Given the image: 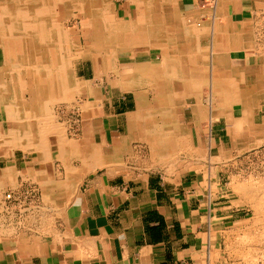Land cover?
<instances>
[{
	"label": "crops",
	"instance_id": "obj_1",
	"mask_svg": "<svg viewBox=\"0 0 264 264\" xmlns=\"http://www.w3.org/2000/svg\"><path fill=\"white\" fill-rule=\"evenodd\" d=\"M139 1L111 0L103 58L82 59L91 73L80 77L82 96L101 98L71 140L82 141L87 161L41 162L0 145V176L7 177L0 186V215H7L0 264L226 263L219 234L239 215L225 188L227 156L240 157L264 136L257 114L264 106V0H191L185 8L151 1L147 12ZM94 30L86 31L88 47ZM116 34L125 40L120 46ZM45 41L22 64L6 62L0 46V135L10 128L4 97L21 98L8 93L17 87L11 71L62 63L63 44ZM34 85L28 78L21 84L28 91ZM243 118L231 130L233 119Z\"/></svg>",
	"mask_w": 264,
	"mask_h": 264
},
{
	"label": "bare ground",
	"instance_id": "obj_2",
	"mask_svg": "<svg viewBox=\"0 0 264 264\" xmlns=\"http://www.w3.org/2000/svg\"><path fill=\"white\" fill-rule=\"evenodd\" d=\"M151 1H153L154 3L159 2V1H160V3L165 2V0H140L139 2L141 3V9L145 10L146 12L149 11L150 8L147 6V4H151L150 3ZM170 2H171V0H170ZM176 2H177V5L181 4L182 7L185 8V7L189 6L191 0H176ZM213 2H214V0H213ZM57 3H61L64 7V10H65V13H64L65 17H61L60 21H63L64 18H67L69 11L73 10V11H76L77 14H79L80 18H77V20L79 19V23H81V26L85 29V31L88 30L89 26L90 27L94 26V29H95L94 34H91V36H90V43L91 44L89 47L86 45V50H85L86 54L89 53V54L93 55L95 53L96 56H98V55L100 56V53L104 52L106 49L105 48L106 42H105V29H104V27H105L106 21L109 20L113 14L111 0H0V46L3 47V50L6 53V56H7L6 62H15L17 64H22V61H24V58L26 59V57H27L26 52L27 53H28V51H34L35 52L36 48H37V51L39 54L42 44H45V42H46L45 39L50 40V38L52 39L54 37H57L58 42L60 44H63L62 63L59 65L57 70H52V69L43 70V68H41V67L38 68V66L37 67L34 66V68L31 71H19V72H28L30 75V78H31V83H34L35 85L30 87V89L28 91L30 93V101L29 102L22 103L23 101L21 99L16 98L12 95L9 97H7V96L4 97V111H5L4 114H6V118L11 125L7 131H5L2 135H0V143H2L3 141L4 142H10V143L14 144L16 147H21L23 149H26V151L28 150L29 152L35 150L36 152L39 153V157H40L41 162L42 161L45 162L51 158L52 159L53 158L54 159H60L63 162H66L68 159H71L72 157H75L76 159H79L81 161L86 162L87 160H85L84 152H82L83 145L80 144L79 142L77 143V145L75 144V147H73L72 144L69 145V143L67 142V140L65 138L64 128L62 127L63 125L55 122V120L51 116V111H50L51 109L49 107V105L52 103L53 104L55 102H64L65 103V102L72 100L73 96L75 94L81 95L84 93V92L81 93V91H83V87H79V85H77L79 83H77V81L73 77V74L71 73V69L69 67L70 59L72 57L79 56V54H77V48H76L77 42H76L75 33H74V31H72L70 33V30H65L61 27L60 24L55 23V21L59 20L55 14V5ZM207 6H209V5H207ZM210 11H211V9H210ZM61 15H63V14H61ZM144 17H145V15H144ZM93 22H95V23H93ZM171 28L172 27H170V29ZM172 29H174V27ZM155 30H156V28H155ZM183 30H185L184 27H183ZM187 31H188V28H187ZM79 32H81V31H79ZM82 33H84V32H82ZM116 37H117V39H116L117 45L120 46L121 43H123L125 40L122 41L119 34H116ZM201 38H203V37H201ZM179 40H182V39H179ZM187 41H188V39H187ZM170 42H172V41H170ZM203 46H205V45H203ZM174 49H176V48H174ZM130 50H131V48H130ZM128 57H130V55ZM248 65H250V64H248ZM16 67H18V65ZM208 69H209V67H208ZM235 72H236V70H235ZM10 74L13 75L12 76L13 83L15 84V79L18 77V75H17L18 71H11ZM123 74L124 75L122 77H124V78L128 79V77H130V74H127V73H123ZM165 74H166V72H165ZM156 76H157V74H156ZM164 78H166V77H164ZM164 78H162V79H164ZM168 78H169V75H168ZM102 79H103V77H102ZM127 79H125V80H127ZM220 79H222V78H220ZM122 80H124V79L122 78ZM180 82H181V80H180ZM187 83H189V81ZM6 84H8V83H6ZM163 84H164V82H163ZM165 84H166V82H165ZM167 88H165V89H167ZM15 89H16L15 86L10 87V89H8L9 90L8 93L14 92V94H16L17 91ZM208 89H210V88H208ZM1 90H3V89H0V91ZM257 90H258V88H257ZM257 93H259V92H257ZM263 97H264V95H263ZM205 99H207V98H205ZM89 101L85 102V105L82 104L83 109L86 110L87 108H93V107L96 108L97 107V105H98L97 102H95V101L89 102ZM204 102H206V101H204ZM199 105L202 106V104H199ZM66 106H69V105H66ZM208 108H209V106H208ZM210 109H211V107H210ZM216 109H217V107H216ZM144 110H146V109H144ZM199 110L201 111V109H199ZM153 113L155 114L156 112H153ZM140 115H141V112H140ZM198 116H199V113H198ZM141 118H142V116H141ZM3 119H5V118H3ZM76 121H79V120L77 119ZM233 121H234V119H233ZM233 121L231 124V127H232L231 130H238L239 127H241L242 125L245 124L244 122L246 120L243 118L240 120L235 119V121L234 122ZM173 123H175V122H173ZM78 125L81 126V128H82L83 124L79 123ZM89 127H90V125H89ZM78 128L79 127H77V129ZM80 131H81V129H80ZM82 131H86V126H84ZM259 131L261 133V130H259ZM84 136H88L87 132H86V135H84ZM172 136H174V135H172ZM244 136H245V134H244ZM247 136H249V135H247ZM50 137L56 138V143L58 145V148L55 149L54 147L51 146L52 144L50 145V142H49ZM127 138H129V137H127ZM168 139H170V136ZM244 139H245V137H244ZM168 141H170V140H168ZM170 146H172V145H170ZM8 148H9V146H8ZM238 148L240 149V147H238ZM173 149H174V147H173ZM179 150H180V148H179ZM179 150H177V151H179ZM234 151H235V149H234ZM106 157H108V156H106ZM109 157H111V156H109ZM95 159L98 161L99 157L97 156ZM111 160H112V157H111ZM116 160H118V159H116ZM1 176H5V174H1ZM1 176H0V182L1 181L6 182L7 177L6 176L1 177Z\"/></svg>",
	"mask_w": 264,
	"mask_h": 264
},
{
	"label": "rangeland",
	"instance_id": "obj_3",
	"mask_svg": "<svg viewBox=\"0 0 264 264\" xmlns=\"http://www.w3.org/2000/svg\"><path fill=\"white\" fill-rule=\"evenodd\" d=\"M64 13L65 10L63 5L57 3L55 5V14L57 18L61 20V17H65ZM77 18H80L79 14L71 10L69 11L68 17L61 21V25L65 30H71L70 28H73L76 42L78 38L80 39V59L82 61L83 58H86V53L84 54V52L87 45V32L81 26ZM78 26H81V28L78 29ZM78 57L79 56L72 57L69 63L71 73L77 83L81 80V76L84 78L91 76V73L89 74L85 70L87 66L83 61L80 63L79 70H77ZM97 57L102 60L103 55H98ZM97 62H100V60ZM100 73H102V71H100ZM17 75L18 77L15 79L17 87L15 90L18 95H20V99L23 101L22 103L29 102L28 88L21 86V84H23L27 78L29 82H31L30 75L28 72H18ZM82 95L83 94H75L73 99L68 102H55L49 105L52 118L56 123L63 125L65 138L69 145L72 144L73 147H75V143L70 140H74L78 136L79 128L77 129V127H80L78 124L81 123V116L85 115L86 111L82 107V104L85 105L86 97ZM100 99V97L97 98L99 105ZM257 114H259L258 122L264 121V106ZM77 119L80 122L76 121ZM10 125L9 123V126ZM261 127H263L264 132V123ZM79 143L83 145L82 141ZM0 144L1 146L4 145L7 149L21 148L16 147L10 142L3 141ZM251 147L250 150L240 157L233 156L232 154H228L227 156L228 161L226 162L229 163L225 170L227 176L231 178L226 182L228 186L225 188L227 193L232 196L230 199L231 208L239 210V215L226 220L223 230L219 234L221 256L226 262L225 264H264V136L262 135L261 141L255 143ZM20 150L27 152L24 153V155L28 157H39V153L35 150L31 152L23 148ZM51 160H54V158H51ZM5 183L6 182L3 181L0 182L1 188ZM6 223L7 215H0V226L3 227ZM6 232L5 230V233Z\"/></svg>",
	"mask_w": 264,
	"mask_h": 264
},
{
	"label": "built area",
	"instance_id": "obj_4",
	"mask_svg": "<svg viewBox=\"0 0 264 264\" xmlns=\"http://www.w3.org/2000/svg\"><path fill=\"white\" fill-rule=\"evenodd\" d=\"M6 199L10 200L11 199V196L9 194L6 195Z\"/></svg>",
	"mask_w": 264,
	"mask_h": 264
}]
</instances>
